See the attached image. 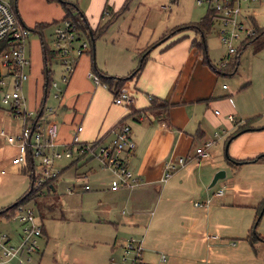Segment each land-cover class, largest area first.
<instances>
[{"label": "crops", "instance_id": "obj_1", "mask_svg": "<svg viewBox=\"0 0 264 264\" xmlns=\"http://www.w3.org/2000/svg\"><path fill=\"white\" fill-rule=\"evenodd\" d=\"M4 1L12 5L18 20L24 27L35 29L38 24L55 26L63 20L65 15L60 0ZM75 1L82 22L86 23L90 29L86 33L78 32L79 39L87 40L89 48L78 58L68 81L65 84L62 83L64 87L56 89V92L59 90V97H55L56 92L53 95L57 99L56 105L46 106L48 91L45 92L46 74L43 69L41 37L38 31L33 32L40 37V50L35 41L31 40L26 50L30 60L29 67L26 69L29 77L23 82L21 89L23 107L31 114L26 125L31 126L37 112L39 113L41 109L43 113L46 109H51L46 119L55 129L57 148L61 150L63 145L68 144L73 149L70 160L55 163L60 180L56 181L58 179L56 178L51 181V190L45 186L47 194H54L57 189L56 184L66 182L68 177L72 178L73 171L71 173L68 170H71L75 163L85 168L82 175L91 179L93 186L90 191L94 190L92 193L88 191L89 194L84 197H79L72 190L70 193L62 194V198H65L58 203L59 210L64 209L75 216L79 214V219L87 215L95 222L96 234L86 238L87 240L79 235L67 238L65 247L59 252L55 264L60 262L61 264H101L100 260L105 257H108L109 261L113 259L119 263L123 255V247L129 239L141 243L143 259L152 264H213V262L218 264V261L226 262V264H244L234 262L233 253L220 252L222 250L221 229L223 228L226 232L233 230L232 226L220 224L221 227L216 226L214 233L219 236L215 234L212 244L206 247L200 244L195 245L193 235L200 233L202 243L209 234V231L202 230V226L200 230L197 229L198 221H207L206 219L210 217L220 222L228 221L231 217L225 215L227 211L255 208L253 224L262 209L264 204V89L256 99L251 98L246 107H238L236 104L238 92L234 88L230 89L224 80L222 81L231 72L224 75L210 62L205 49V40L201 35L193 29L173 33L174 29L200 21L207 12L198 20L197 15H194L191 20L188 18L187 21L180 19L174 22L170 13L166 15L167 11H158L156 8L159 6H155V11L160 13L163 21L156 38L158 40L140 44L135 35L136 32L132 29L135 17L127 19L128 24L121 30V24L126 20L130 9L126 6L121 11L127 0ZM129 1L131 6L134 2L135 7L139 4L143 6V0ZM158 2L162 5L160 9H164L166 5L164 1L158 0ZM249 3L245 11L241 8L242 19L255 30L260 28L262 32L264 20L256 19L260 9L252 7L253 4ZM180 4H176L172 10L176 12ZM104 12L116 21L113 23L114 20L111 19L104 26L105 30L91 41L90 31L98 28L97 19L101 21ZM146 14L145 22L149 19L150 13ZM52 37L54 40L53 35ZM200 39H203L206 56L193 44ZM246 42L241 43L242 48L247 45ZM262 42L254 44L257 47ZM144 51L146 53L142 67L136 75L131 77ZM229 56L231 55H228V58ZM231 65L230 59H220L218 67L220 66V70L228 71V66ZM235 69L236 67L233 72ZM61 72L62 78V67ZM89 73L96 75L102 85L95 83L88 76ZM49 76L50 81H53L50 70ZM103 76L127 80L122 82L104 80ZM3 78L10 80L7 76H2ZM54 83L57 87V83ZM114 91L127 93L132 98L131 104H115ZM153 102L158 106H152ZM3 107V109L0 108V131L15 133L21 128L23 121L20 117H14L7 107ZM229 115L233 116V121L228 119ZM121 124L130 127L131 138L135 142L134 150L123 156L124 161L129 170L141 179V183L112 191L110 188L114 180L113 173L103 169L95 158L79 156L76 151L77 146L71 142L75 127L81 125L82 130L78 134L79 143H91L102 138L107 144ZM215 134L219 135L217 139L214 137ZM209 140L214 141L209 148L211 155L202 158V160L210 159L209 161L202 163L200 159V162H196L192 158L183 167H179L166 182H160L166 161L185 156L194 157L196 148ZM16 152L15 146L8 144L5 137L0 135V211L16 203L30 189L31 182L33 184L30 176L31 167L22 168L11 163ZM94 160L98 164H92ZM220 170L224 171V177L218 179L214 185L217 186V190L223 189V194L220 195L221 200L216 201L213 207L206 209L210 203L207 197L208 203L206 204V201L203 203L205 213L196 214V219H190L188 215L172 214L175 208L178 213L186 211L185 203L196 208L194 206L196 202L193 203L191 197L187 200L186 198L183 201L179 200L180 202H174V200L179 199L183 194H192L196 190H199L200 195L207 196L208 183L214 173ZM40 206L44 211L54 212L53 203L42 201ZM14 210L15 208L10 211L11 215L14 214ZM164 210L170 211V214L163 213ZM63 215L60 214L62 218H66V215ZM261 217L262 214L255 231ZM5 220L9 219L5 217ZM36 220L42 230L37 241L38 248L28 256V260L27 257L23 260V264L42 263L44 251L41 250V246L46 245L45 238H48V234L37 216ZM241 220H245L247 229L251 218L245 217ZM184 221L188 224L185 226V235L182 239L183 247L174 248L171 253L170 249L164 246L177 247L178 240L170 237L169 233L164 235L165 231L159 230L165 224L169 229L171 222L183 228ZM252 228L251 225L247 234L241 239L252 248L254 245L257 246L259 252L264 253V238L260 234L250 237ZM0 233L6 234L10 243L13 244L9 232L0 231ZM20 237L21 224L19 241ZM15 242L16 240L13 245L17 244ZM88 247L91 248L87 249ZM164 249L170 251L167 252L170 257L168 260L161 251ZM179 251L183 253L180 261L172 256ZM171 258L174 259L171 260ZM7 263L18 264V261L13 259Z\"/></svg>", "mask_w": 264, "mask_h": 264}, {"label": "built area", "instance_id": "obj_2", "mask_svg": "<svg viewBox=\"0 0 264 264\" xmlns=\"http://www.w3.org/2000/svg\"><path fill=\"white\" fill-rule=\"evenodd\" d=\"M263 1L197 0V3L207 5L208 10L214 14L213 22L218 25L221 44L225 47L227 54L232 55L237 51L234 47L237 40L244 37L242 38L243 43L256 35V30L243 21L240 4ZM240 33H243L242 37ZM29 34L30 31L18 20L12 5L7 1L0 0V42L7 44V48L0 54V69L4 71V74L0 72V84L4 83L1 77L7 76L10 78L11 85L10 91L4 92L1 96V104L7 107L14 117H20L23 121L21 128L15 133L1 130L0 135L5 137L7 143L15 146L17 150L11 163L22 168H32L34 188L36 189L43 187L46 181L54 180L59 176V171L54 166L55 163L62 159L72 158L73 149L68 144L63 145L61 150L57 148L55 129L46 119L51 113V109H46L39 118L34 119L31 126L26 125L31 114L23 107L21 89L23 82L28 78L26 69L29 67L30 60L26 55V41ZM53 36V50L56 51L58 63L62 67L61 80L65 84L73 73L78 58L88 50L89 42L79 39L75 24L68 20H63L54 26ZM88 76L95 83L101 84L99 78L93 73H89ZM50 87H56V84L51 82ZM58 91L55 97H59ZM113 100L115 104L119 105H129L132 102V98L125 92H119ZM228 119L233 121V116L229 115ZM81 130V125L75 127L71 144L77 146L76 151L79 156L95 158L103 169H108L113 173L114 180L111 182L110 188L112 191L141 183V179L129 170L123 158L125 154L132 152L135 148V142L131 138V129L128 125H119L118 130L114 132L112 139L107 144L103 142L102 138L91 143H79L78 134ZM214 137L217 139L219 135L215 134ZM213 143V140H209L196 148L195 159L199 160L210 156L209 148ZM194 157L185 156L166 161L163 165L160 182H166L179 167H183L188 160ZM84 190L88 191L90 187L85 185ZM222 194L223 189L216 191L217 196ZM195 205L200 206V204ZM12 219L21 224L20 242L17 246H13L6 234L0 233V257L2 258L0 264L13 259H16L18 264H23V260L26 257L28 260V256L37 250V241L42 234L35 212L30 207L19 204L15 207ZM142 253L141 243L129 239L123 247L121 262L118 263L111 259L108 264H124L127 261L129 264H152L143 259Z\"/></svg>", "mask_w": 264, "mask_h": 264}, {"label": "rangeland", "instance_id": "obj_3", "mask_svg": "<svg viewBox=\"0 0 264 264\" xmlns=\"http://www.w3.org/2000/svg\"><path fill=\"white\" fill-rule=\"evenodd\" d=\"M66 1L68 2L70 1V3L76 4L75 0H66ZM163 1H164V4H166L164 5L165 6L164 9H160L162 8V5L158 2V0H143L142 1L143 6L139 4L140 6L137 5V7H135V2L133 6H131L130 5L131 1H128L127 9L129 8L130 9L126 16V20H124V23L121 24L122 25L121 30H123L128 24L126 23L127 19H131V17H135V19L133 20L134 23L132 24V29L136 32L135 35L138 37L139 43L144 44V42H151L150 40H158L156 39L158 38L157 37L158 31L161 28V23L163 24L160 13L159 12L157 13L155 11V6H159L156 8L158 11H167L166 15L170 13L169 15L173 17L174 22H177L180 19H185L184 21H187L186 19L188 18L191 20L192 16L194 15H197V20H198L199 18L203 17L204 14L208 11L207 5L205 4L198 5L196 3V0H163ZM178 3H181L180 7L176 12H174L172 9ZM251 3L253 4L252 7H257L260 9L257 12L256 19H260V21L261 20L263 21L264 20V1L260 3H255V4L254 2H251ZM249 4L250 3L242 2L240 6L242 10L245 11V7ZM150 6H151V9H149ZM174 10H176V8ZM147 12L150 13V15L148 17L149 19L147 20V22H145L144 19H145V16L147 15L146 14ZM111 19H112L111 17H108L107 12H104L102 16V20L100 21L99 18L97 19V23H99L98 28H101V27L103 28L105 25L109 23V21H111ZM112 20H114L113 23L116 21L115 19H112ZM25 28H27L30 31V36L28 37L26 41V50H28L29 43L31 42V40L35 41L38 50H40L39 35L32 31L34 30L33 27L26 26ZM217 28H218V25L214 24L209 31H205L204 40H205V49H206L207 56L210 62L219 70V72L221 71L222 73H224V75H226L225 73L227 72L228 73L231 72V74L229 76L224 77L222 81L224 80V83L228 85L230 89L234 88L238 92L237 93L238 98L236 101L237 106L246 107V105H248V103L250 102V99L251 98L256 99L258 94L261 95L262 94L261 92L264 89V46L259 48V50L254 49V47H256L254 43H259L261 41L264 42V31L261 32L260 28H258L256 30V32H258V35L252 41L246 42L247 45L244 48H242L243 46H241V43L243 41L242 38H244L242 37L243 33H240L242 38H240L234 43V47L236 48L238 52L232 54L228 58L226 49L224 48V46L221 44L219 40L218 31L216 32ZM53 29H54V25H51V26L45 27L42 30L44 42L49 50L54 49V43H53V37H52ZM220 59H224V60L230 59L231 60L232 65L228 66V69H227L228 71L220 70V66L218 67ZM41 67H42V62H41ZM235 67L236 69L233 72V69ZM48 69L51 72V78H52L51 80L57 83V87L49 88L47 95H46V106L50 107V106L56 105L57 99L53 97L54 93L56 92V89L59 87L63 88L64 85L62 84V81H61L62 72H61V67L57 59H52L49 62ZM0 72L3 73L1 69H0ZM3 81L4 83L2 85L0 84V108L1 109L4 108L1 104V96L3 95L4 92L10 91L11 89L10 80L7 78H3ZM209 153H211L210 149H209ZM195 158L196 157H194V160L196 162H200L202 160V158L201 160L200 159L196 160ZM66 160H70V159H62V160H59L58 163H61ZM209 160L203 159L202 163H206ZM91 163L95 164L97 163V161L94 160ZM72 171H73L72 178L71 177L67 178L66 176L65 177L67 178L66 182H60L59 184H56L57 189L55 190L54 194L53 193L50 195L47 194V189L45 186L36 188L33 198H30L27 202L23 203L25 206L30 207L31 209L34 210L35 215L39 218V220L42 221L43 225L46 228L47 234H48V238H45L46 245L42 244L41 246V250L44 251L42 252L43 259H42L41 264H55L56 258L59 257V252L65 247V241L67 240V238H70L72 235H79L83 237L85 240H87L86 238L92 237L93 235L96 234L95 232L96 228L94 224L95 222L92 221L87 215L79 219V214L75 216L72 213H67L64 209L63 211L59 210L58 203L60 202L61 199L64 200L65 197L62 198L63 197L62 194H64V192L70 193L72 190V192L74 191V194L76 193V195H78L79 197L80 196L84 197V196H87L89 193L94 192V190L92 191L88 190L89 193H87L88 191L84 190L85 185H88L91 189H92L91 186L93 185L91 183L90 178L88 179V177H85V175H82L83 172L85 171V168L82 165L75 163L74 166L71 168V170H68V172H71V173ZM74 173L76 175H74ZM67 175L69 176V173H67ZM99 177H100V174H99ZM57 180L59 181L60 178L56 179V181ZM12 182L17 183L16 181H12ZM210 182L208 183V186H207L208 188H206L207 190L205 189L208 193L207 196L205 194L200 195L199 190H196L192 194H189V195L183 194L181 195V197H179V199L175 198L174 200V202H180L179 200L183 201L185 198L187 200L188 197H191L193 203L196 202V204H200V206L194 205L196 208H193L192 205L190 204L188 205L187 203H185L184 205L186 206V211L184 212L182 211V213H178L175 211L176 210L175 208L172 214L173 215H178V214L188 215L190 219L195 218L196 214H199V213L204 214L205 206H203V203L206 201L207 197L210 199V203L207 205L206 209H208L209 207H213L216 201L221 200V196L216 195V190H217L216 185L209 187ZM42 201L53 203L54 212L49 213L47 211H44L40 206V203ZM152 207L150 208V210L152 209ZM153 210L155 209L153 208ZM169 212L170 211L164 210L163 213L170 214ZM61 213L62 215L64 213V215H66V218L68 219H66L65 217L62 218L60 216ZM254 213H255V208H247L245 210H236V211L231 210V211H227L225 214L227 217H231V218H228V221L220 222L214 219L213 217L206 219L207 221H198L197 223L199 226L197 229L200 230L202 226V230L209 231V234L206 235L207 237L202 242L203 244L201 243L200 233L193 235L195 239L194 241L196 242L195 245L200 244L201 246H205V247L208 245L210 246V244H212L213 239L215 237L214 235L216 234L214 233L215 227L220 226V225H230L232 226L233 230L224 232V229L223 228L221 229L222 233L220 234V236L222 237L221 238L222 239V243H221L222 250H220V252L224 254L233 253L235 256L233 259L234 262L244 263V264H264V253L259 252L257 246L254 245V247L252 248L251 246L248 245L247 242L241 239L247 234V231L251 225L254 227L256 221L258 220L261 214H262V217L259 222V225L256 231L254 230V228L251 229V234L255 233L254 235H257V236L260 234L264 238V206L262 207L261 211L257 215V218L252 224ZM212 214L213 213H211V215ZM179 216H175V217H179ZM5 217L9 220L6 221ZM245 217H248V219L251 218V221H249V227L247 229L245 227V224H247L245 223V220L240 221L241 218L244 219ZM187 224L188 223L184 221V227L182 228V227H177V223L171 222L169 223V227H170L169 229H167V226L165 224V225H162L161 230H159L162 232L165 231L164 235L165 234L168 235L169 233L170 237H173L178 240L179 243L176 244L177 247L170 246V245L164 246V247L169 248L171 253L174 251V248L183 247L182 239H183V236L185 235V226ZM102 227L104 228V226ZM173 229H175V231H171ZM0 231H3V232L7 231L10 233L9 236L12 238L11 239L12 243L14 244L15 240L17 242V244L13 246H17L18 243L20 242L19 241L20 224L18 223L17 220L12 219V215L10 211L7 212L5 215L0 216ZM226 236H229V237H226ZM40 244H41V241H40ZM90 248L88 247L87 249H90ZM180 250L182 251V249ZM161 251L164 252L163 254L166 256V260H168L169 255L167 252L169 250L164 249ZM172 256L177 258L180 261L181 257L183 256V253L179 251L178 253H174V255ZM227 256H230V255H227ZM173 259L174 258H171V260ZM108 261H109L108 257H105L100 260V263L107 264ZM218 262H219L218 264H226V262H221V261H218ZM214 263L215 262H213V264ZM59 264H61V262ZM124 264H129V261H127Z\"/></svg>", "mask_w": 264, "mask_h": 264}, {"label": "trees", "instance_id": "obj_4", "mask_svg": "<svg viewBox=\"0 0 264 264\" xmlns=\"http://www.w3.org/2000/svg\"><path fill=\"white\" fill-rule=\"evenodd\" d=\"M128 1H129V0H127V1L125 2V4L123 5L121 11H123V10L126 8V6H127V4H128ZM60 4H61V6L63 7V10H64V12H65V15H64L63 20H68V21H71L73 24H75V26H76L78 32L81 31V32L86 33V31H89V30H90V29L87 27L86 23H83V22H82L83 20H82L81 14L78 12L77 6H76L75 4L70 3V2H67V1H64V0H60ZM121 11H120V12H121ZM213 17H214V14H213L210 10H208L207 13H206V16L203 17L200 21L195 22V23H190V24L185 25V26H182V27H180V28H178V29H174V30H173V33H176V32L179 31V30L193 29L194 31L198 32V33L201 35V37H202L203 39H205V37H204V36H205V31L210 30L211 27H212V25H213V23H214V22H213ZM63 20H62V21H63ZM46 26H47V25L38 24V25H36L35 29L32 30V31H38V32H39V35H40V37H41V46H42V53H43V54H42V55H43V69H44V72H45V74H46L45 92L49 90L50 85H51L50 76H49L48 64H49V62H50L52 59H57V53H56V51H54V50H49V49L47 48V46H46V44H45V42H44V39H43V37H42V34H41L42 29L45 28ZM104 28H105V27H103V28L101 27V28H97V29L94 30V31H90L91 33H90L89 37L91 38V41L94 40L95 37H96L97 35L101 34V33L103 32ZM257 35H258V32H256L255 37H256ZM89 37H88V38H89ZM255 37H253V38L250 39L249 41L253 40ZM193 44L197 47L198 50H200L201 52H203L204 55H205V49H204L203 42H202L201 39H200L199 41H197V42H194ZM262 46H264V42H262V43H260L259 45H257L256 50H259V48H261ZM6 48H7V44L4 43V42H0V54H1V52H2L3 50H5ZM146 51H147V50H146ZM146 51H144L143 54H144ZM143 54H142V55H143ZM205 56H206V55H205ZM144 61H145V56L143 57V59L141 60V62H139V65H138L137 69L134 70V72H133V74L131 75V77H132L133 75H136V74L140 71V69H141V67H142V65H143V63H144ZM205 62L207 63V59H206V57H205ZM131 77H130V78H131ZM103 79H104V80H116V81H118V82H122V81L127 80L126 78H115V77H111V76H103ZM118 93H119L118 91H114V92H113L114 97L117 96ZM150 100L152 101L153 99H150ZM152 106L156 107V106H158V105H155V103L153 102V103H152ZM162 106L167 107V105H162ZM154 107H153V108H154ZM42 113H43V109H42V111H41V113H40L39 116H37V115H38V112H37V115H36L35 119H36V118H39V117L42 115ZM30 170H31V168H30ZM30 176H31V180H33L32 187H31V188L25 193V195H23V196H22V197H21L16 203H14V204L10 205L9 207H7V208L3 209L2 211H0V216H1V215H5L7 212L13 210V209H14L16 206H18L19 204L25 203V202H27L30 198H33L34 193H35V191H36L35 188H34V176H33V173L30 174ZM51 181H53V180H48V181H46V182L44 183V186H46L47 188H49V190L52 189ZM263 206H264V204H263ZM263 206H262V207H263ZM259 218H260V217H259ZM259 218H258V220H259ZM258 220L256 221V223H255V225H254V227H253L254 229H255V227H256V225H257V223H258ZM254 234H255V233H254ZM254 234H250V237H252V235H254ZM255 236H256V235H255Z\"/></svg>", "mask_w": 264, "mask_h": 264}, {"label": "water", "instance_id": "obj_5", "mask_svg": "<svg viewBox=\"0 0 264 264\" xmlns=\"http://www.w3.org/2000/svg\"><path fill=\"white\" fill-rule=\"evenodd\" d=\"M14 8H15V7H14ZM202 41H203V39H202ZM145 53H146V52H145ZM145 53L141 56L140 62H141V60L143 59V57L145 56ZM41 111H42V109L39 111V113H38L37 116L40 115ZM226 147H227V144H226ZM225 152H226V149H225ZM226 155H227V154H226ZM224 174H225V173H224V171H222V170L217 171V172L215 173V175L213 176V178H212V180H211V182H210L209 187L213 186V185L216 183V181H217L218 179L223 178V177H224ZM31 187H32V182H31ZM31 187H30V188H31Z\"/></svg>", "mask_w": 264, "mask_h": 264}]
</instances>
